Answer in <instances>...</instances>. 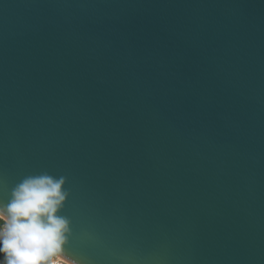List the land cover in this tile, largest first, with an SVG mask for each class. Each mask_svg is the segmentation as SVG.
<instances>
[{"label":"water","instance_id":"obj_1","mask_svg":"<svg viewBox=\"0 0 264 264\" xmlns=\"http://www.w3.org/2000/svg\"><path fill=\"white\" fill-rule=\"evenodd\" d=\"M42 172L80 264H264V0H0V201Z\"/></svg>","mask_w":264,"mask_h":264},{"label":"clouds","instance_id":"obj_2","mask_svg":"<svg viewBox=\"0 0 264 264\" xmlns=\"http://www.w3.org/2000/svg\"><path fill=\"white\" fill-rule=\"evenodd\" d=\"M65 177L25 176L0 201V264H80L68 254L71 222L61 215Z\"/></svg>","mask_w":264,"mask_h":264}]
</instances>
